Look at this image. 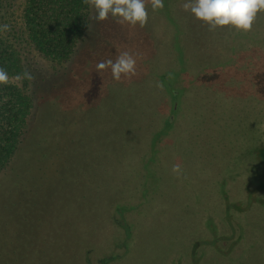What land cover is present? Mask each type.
Wrapping results in <instances>:
<instances>
[{
  "label": "rangeland",
  "instance_id": "rangeland-1",
  "mask_svg": "<svg viewBox=\"0 0 264 264\" xmlns=\"http://www.w3.org/2000/svg\"><path fill=\"white\" fill-rule=\"evenodd\" d=\"M184 2L164 0V8L156 12L149 4L144 28L121 26L112 18L97 22L90 19L96 13L88 6L84 37L69 58L55 63L40 57V74L44 81L50 80V86L55 84L54 112L61 121L39 120L48 125L51 119L49 138L34 153L27 151L29 147L24 150L26 157L18 170L22 186L31 192L18 190L7 181L0 195V227H4L0 264H264V190H259V197L242 212L245 229L237 239L234 222L229 228L221 213V181L216 180L226 179L231 210L234 204L246 201L247 176H234L244 173L243 160L226 164L238 155V146L230 144L233 138H248L250 133L233 123L235 105L247 103L252 95L246 89L241 92L243 99H229L227 105L217 96L225 87L216 82V72L210 76L214 79L201 80L206 72L198 63L203 53L194 42L186 41L185 26L193 16L182 10ZM194 23L200 28L201 21L194 18ZM122 51L136 56L135 77L117 82L110 71L97 73L98 62L115 60ZM230 65L233 70L228 82L234 83L238 69L234 72V63ZM170 71L179 72L172 85L185 88L182 99L200 94L197 111L161 138L154 152L156 160L145 166L151 162L153 148L146 144L136 149V124L141 140L153 139L163 129L153 124L151 113L152 108L163 116L169 112V94L160 75ZM72 72L76 75L70 77ZM262 72L256 68L254 77L261 80ZM196 75L197 82L192 80ZM76 82L87 85V94L81 100H74L73 93L70 98L67 93L70 100L63 97L61 87ZM142 91L146 97L149 91L155 95L140 106ZM204 93L217 96L208 102L226 114L205 118L209 110L208 102L201 100ZM256 96L264 104L263 81ZM124 112L128 117L120 119ZM220 139L225 141L220 143ZM36 157L39 162L33 168ZM28 160L32 166L25 167ZM176 164L182 166L179 178L172 172ZM147 187L148 196L142 197ZM31 200L37 211L28 213L22 207H29ZM122 204L131 205L125 210L131 236L111 222L112 213ZM20 208L26 214L24 221L16 214ZM2 231L0 228V234ZM212 238H216V250ZM199 240L203 242L191 256L192 244ZM47 253L56 256L45 257Z\"/></svg>",
  "mask_w": 264,
  "mask_h": 264
},
{
  "label": "trees",
  "instance_id": "trees-1",
  "mask_svg": "<svg viewBox=\"0 0 264 264\" xmlns=\"http://www.w3.org/2000/svg\"><path fill=\"white\" fill-rule=\"evenodd\" d=\"M88 6L83 0H0V25L9 24L11 26L10 32L6 34L0 32V67H4L9 76L8 84L0 85V195L4 193L7 181L18 190L21 189L27 194L31 192L30 190L26 191L24 185L22 186L23 179L18 170L26 157L24 150L29 147L31 149H27V151L30 153L37 151L36 149L40 148L39 145H44L43 142L49 138V135L47 137L46 134L50 133L52 128L51 119L61 121L55 118V116L58 118L60 115L54 112L57 102L52 90L55 84L50 86L51 83L48 78L44 81L43 76L40 74L39 59L41 57L43 60L60 63L69 58L75 45L84 37ZM199 27L194 23L193 17L188 18L185 26V38L186 41L194 42L197 50L201 54L203 53L202 58L198 61L199 65L203 66L202 68L206 71L204 76H201V80L212 76V72H216L215 74L218 76L216 82L224 84L223 87H225L223 90H219L217 95L220 102L226 103L233 99L240 101L243 99L241 92L246 89L252 95V98L251 96L248 97L247 103L235 105L237 110L235 113L233 112V123L250 133L248 138H240V140L233 138L230 144L238 146V151H236L238 155L235 160L226 164L232 166V163L237 162V159L243 160L244 165L243 170H241L244 173L237 172L234 176L238 178L239 176H247L243 196L246 197V201L232 205L233 210H231L229 206L230 195H228L226 189L227 181L225 178L216 179L221 181V185L218 184L220 188L218 194L222 204L221 213L225 217L229 228H232L230 223L234 222L237 239H241L245 229V225L241 226L243 211L259 197L258 191L264 190V104L256 96L258 85L262 81L264 84V78L259 80L254 77L256 68H259V73L261 71L264 73V13L258 14L252 30L247 33L237 32L229 27L218 28L215 32H210L207 25H202V22ZM213 56L216 57L213 58ZM232 62L234 63V72L235 68L238 69V77L234 83H229L228 81L231 79L230 70H233V66L230 65ZM180 63L181 71H183L186 68L182 57ZM246 67L248 70H245ZM25 69L29 70L35 79L17 81L16 76ZM72 74L76 75L72 72L70 77ZM167 75L168 80V77L165 78ZM90 76L89 73L86 75L87 84L90 83ZM160 76L163 78L162 84L166 93L169 94V112L163 116L152 108L151 117L153 124H157L163 129L150 140L140 139V129L137 124L136 130H138V133L134 132V138L137 140L136 149L143 148L147 144L153 148L152 154L156 152L155 148H157V143L160 142L161 138L169 134L171 129L173 131V127H176L179 121H185L196 113L198 104L196 102L200 95L194 94L182 99L185 88H174L172 85L179 77L178 71H170ZM214 77H210V79H214ZM197 78L198 75L193 76L192 80L197 82ZM101 82L105 83L104 80ZM83 84L85 83L76 82L74 83L75 86H65V89L61 87L62 96L70 100L69 93H73L74 96L76 95L74 100H81L87 94V85ZM44 89L49 91L45 92ZM154 95V92L149 91V95L146 97V92L142 91L138 103L141 106L145 99L152 98ZM212 95L204 93L201 100L208 102L217 97L213 96L211 98ZM65 98L63 99L65 100ZM80 100L79 102H81ZM187 100L191 102L187 103ZM226 104L229 105V103ZM206 106V109L209 110L205 116L207 119L213 116L216 117L217 114L222 116L226 114V111L223 112V108L218 109L210 102ZM65 107L66 104H64V109ZM65 110L69 111L70 109L66 108ZM131 116L133 115L131 114ZM43 117L51 118L48 125H44L39 121ZM127 117V112H124L121 113L120 119H126ZM125 122L126 125L130 126L128 120ZM192 132L195 133V130ZM223 141L225 140L220 139V143H223ZM157 156L158 154L154 153L151 162L145 166L154 162ZM90 159L92 158L90 157ZM29 162L30 160L26 162L25 167L32 166ZM38 162L39 158L36 157L32 167L34 168ZM149 189L147 187V191H144L142 197L148 196ZM33 202L32 200L29 201V207L22 208L28 213L37 211L34 210V207L32 208V205L34 206ZM38 206H41V204L37 203ZM127 206L130 208L131 205L122 204L117 212L112 213L110 218L112 223L122 227L126 232V236H129L128 225L125 221ZM22 208L18 209L16 214H19L21 221H24L26 220V214ZM239 213H242V215H239ZM234 214H237L236 218L232 217ZM237 218L240 220V224L238 221L236 222ZM0 228L3 229L2 234H0L1 242L4 227ZM210 241L215 247L216 238H212ZM202 242V240H199L192 244L191 256L196 254L198 251L197 246L199 247V243ZM124 244H127L126 241H124ZM55 256L56 253H52L51 256L47 253L45 257L54 258ZM108 258V256L104 257L103 261L106 262Z\"/></svg>",
  "mask_w": 264,
  "mask_h": 264
},
{
  "label": "clouds",
  "instance_id": "clouds-1",
  "mask_svg": "<svg viewBox=\"0 0 264 264\" xmlns=\"http://www.w3.org/2000/svg\"><path fill=\"white\" fill-rule=\"evenodd\" d=\"M94 9L96 15L90 19L103 22L112 18L121 26L144 28L149 19L148 5L153 12L164 8V0H83ZM196 20L207 25L208 31L215 32L218 28L229 27L237 32L247 33L253 28L257 16L264 13V0H185L181 5ZM11 31L9 24L0 25V32ZM97 73L110 71L113 80H131L137 75V58L128 51L120 52L115 60L109 58L96 64ZM34 80V75L27 69L16 76L17 81ZM9 82L8 72L0 67V85ZM157 87H162L157 84ZM172 172L179 178L182 166L173 165Z\"/></svg>",
  "mask_w": 264,
  "mask_h": 264
},
{
  "label": "flooded vegetation",
  "instance_id": "flooded-vegetation-1",
  "mask_svg": "<svg viewBox=\"0 0 264 264\" xmlns=\"http://www.w3.org/2000/svg\"><path fill=\"white\" fill-rule=\"evenodd\" d=\"M128 229H129L128 231H130V227L129 226H128ZM125 234H126V232H125ZM129 236H131V233L130 232H129Z\"/></svg>",
  "mask_w": 264,
  "mask_h": 264
}]
</instances>
